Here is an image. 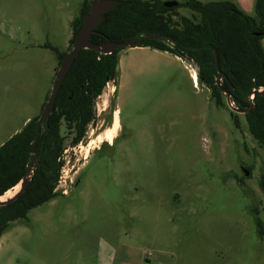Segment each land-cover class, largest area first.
<instances>
[{
	"label": "rangeland",
	"instance_id": "374dc122",
	"mask_svg": "<svg viewBox=\"0 0 264 264\" xmlns=\"http://www.w3.org/2000/svg\"><path fill=\"white\" fill-rule=\"evenodd\" d=\"M85 1L98 0H0V146L41 116L60 68L53 48L71 51ZM237 2L255 16L256 0ZM137 47L119 51L116 86L95 101L100 137L90 126L72 145L62 125L59 194L0 237V264H264V148L243 114L235 125L195 85L188 60ZM115 109L120 137L95 151Z\"/></svg>",
	"mask_w": 264,
	"mask_h": 264
},
{
	"label": "trees",
	"instance_id": "16d2710c",
	"mask_svg": "<svg viewBox=\"0 0 264 264\" xmlns=\"http://www.w3.org/2000/svg\"><path fill=\"white\" fill-rule=\"evenodd\" d=\"M118 1V6L107 12L94 29L91 42H124L135 38L143 39L141 47L178 57L187 54L198 68V85L207 88L211 98L220 104L225 95L216 84L219 76L216 50L220 69L226 76L221 82L222 89L230 92L239 108H251L250 94L264 88V0H256L255 16L247 15L237 0L207 3L187 0L172 8L165 7L161 0ZM90 5L85 1L80 15L73 20L71 44ZM180 8L190 10L192 16L181 15L177 12ZM150 32L166 39L148 37ZM53 50L58 53L61 65L66 54ZM120 50L109 55L95 50L81 51L62 83L48 123L38 126L40 117H34L0 146V197L20 183L35 158L33 176L25 192L13 203L0 206V237L16 222L29 223L31 210L58 196L56 188L64 166L63 122L69 129L77 128L71 142L77 145L94 117L95 99L110 81L117 82ZM254 104L245 118L250 134L264 148V96L256 93Z\"/></svg>",
	"mask_w": 264,
	"mask_h": 264
},
{
	"label": "water",
	"instance_id": "95a60500",
	"mask_svg": "<svg viewBox=\"0 0 264 264\" xmlns=\"http://www.w3.org/2000/svg\"><path fill=\"white\" fill-rule=\"evenodd\" d=\"M119 4L118 0H98L93 3H91L89 12L84 17V23L79 31V33L76 36L75 41L72 44L71 51L66 54V56L62 59L60 68L57 71L55 83L53 84L51 94L48 97V101L45 104L42 114L38 121V126H40L41 122L48 123L49 117L52 114L55 106V101L57 94L62 86L63 81L65 80L75 58L80 54L83 50H95L103 55H109L115 52L116 50L122 49V48H133L142 45L143 39H135L131 38L124 42H116V41H110L107 40L104 43L95 44L91 42V37L94 32V29L103 21L104 15L107 12H110L114 10ZM178 5V2H166L164 3V6L167 8L175 7ZM148 37L157 38L160 40L166 39V36L161 34H155L153 32H150ZM182 53V52H181ZM215 58H216V68L218 71V78L216 79L217 85L221 86V81L226 76L222 73L220 66H219V60H218V53L216 50H214ZM182 58L188 60L191 64V70L192 74L194 76V79L198 83V68L194 62V60L187 54H184L181 56ZM221 91L226 95L227 98V104L234 110L235 112L239 113H247L250 111V109L247 110H239L234 107L232 103V96L230 92L224 90L221 88ZM261 96H264V88L262 90H259L257 92ZM254 96V92L250 94V98ZM28 123V122H27ZM26 125V124H25ZM48 130H46L47 132ZM35 158H33L31 164L28 166V171L26 176L20 181V183L15 186L13 189H17L16 192H14L11 196L5 197L6 193L0 197V206H6L11 203H13L20 195H22L27 187L29 186V183L33 176V163ZM248 175V173H246ZM17 187V188H16ZM9 190L8 192H10Z\"/></svg>",
	"mask_w": 264,
	"mask_h": 264
},
{
	"label": "flooded vegetation",
	"instance_id": "af4514ba",
	"mask_svg": "<svg viewBox=\"0 0 264 264\" xmlns=\"http://www.w3.org/2000/svg\"><path fill=\"white\" fill-rule=\"evenodd\" d=\"M164 3V2H163ZM166 3V2H165ZM179 3L180 2H178V5H179ZM182 3V2H181ZM177 5V6H178ZM177 6H175V7H177ZM172 8V7H171ZM123 49V48H122ZM120 50V49H119ZM117 51V50H116ZM223 73V72H222ZM224 74V73H223ZM225 75V74H224ZM224 79V78H223ZM222 79V80H223ZM222 82V81H221ZM116 84V83H115ZM217 84V83H216ZM221 85V84H220ZM107 86V85H106ZM219 86V85H218ZM220 88H222L221 86H220ZM61 89V88H60ZM263 88H260L259 90H262ZM258 90V91H259ZM258 91H254V96L252 97V98H250V96H249V98H248V101H250V103H251V108L254 106L255 107V104H254V97H255V95H256V93L258 92ZM210 92V91H209ZM222 92V91H221ZM223 93V92H222ZM224 94V93H223ZM225 95V94H224ZM260 95V94H259ZM57 98V97H56ZM98 98V97H97ZM96 98V99H97ZM96 99H95V101H96ZM213 100H215V99H213ZM95 101H94V105H95ZM215 103H216V105L218 106V107H221V106H227L228 108H229V111H230V114H231V117H232V119H233V121H234V124L235 125H237L238 124V118H236V116L237 115H240V114H243L244 115V117H245V114H247V113H239V112H235L234 110H232V108L227 104V98H226V95H225V100L223 101V102H221L220 104H217V102H216V100H215ZM232 103H233V105H234V107L235 108H237V109H239V110H247V108L246 109H241V108H239L235 103H234V101H233V99H232ZM253 107V108H254ZM252 108V109H253ZM248 109H250V108H248ZM85 110H86V108H85ZM105 110V109H104ZM251 110V109H250ZM115 111H116V109H115ZM115 111H113L114 112V114H115ZM53 113V112H52ZM93 115H94V117H93V119H92V121H90V123H88V125H86V127H85V131H84V133H83V136H82V139H81V141L80 142H82L83 141V139L85 138V135H86V133H87V129H88V127H92V135H94L95 136V134L98 132V131H100L101 130V127H102V125L103 124H101V125H99V122L101 121V114L99 113V114H95V112H94V106H93ZM51 116V115H50ZM245 120H246V118H245ZM105 120H103V122H104ZM114 122H115V120H114ZM247 122V121H246ZM42 123V122H41ZM63 124H66L65 122H63ZM114 124V123H113ZM41 125V124H40ZM66 126H67V124H66ZM109 128H113V125H111ZM108 128V129H109ZM72 132L74 133V136L73 137H75V134H77V128L76 127H73L72 129ZM107 130V129H106ZM106 130H104V131H102V134H104L105 132H106ZM123 130V128L121 129V131ZM121 131H120V133H121ZM120 133H118V134H116V136H115V139H111L112 140V142H110L109 140H108V138H106V139H104L103 141H101V145L100 146H96V149H95V151H101V150H103L104 149V147H107V148H112V147H114V143H115V140L116 139H118L119 137H120ZM250 133V132H249ZM100 135H101V133H98V135H96L94 138H98V137H100ZM251 135V134H250ZM252 136V135H251ZM252 138H254L253 136H252ZM79 142V143H80ZM78 143V144H79ZM87 144H88V142H87ZM242 170L243 171H245V173H248V175L246 174V176H249V172L248 171H246V168L245 167H243L242 168ZM248 170V169H247ZM263 179H264V177H263ZM262 179V180H263ZM261 185V184H260ZM261 190H262V192H264V184H262L261 185ZM257 225H258V232H259V234L262 236H264V227H263V224H262V222L260 221V219H257ZM259 225H261V226H259Z\"/></svg>",
	"mask_w": 264,
	"mask_h": 264
},
{
	"label": "crops",
	"instance_id": "0c3cea01",
	"mask_svg": "<svg viewBox=\"0 0 264 264\" xmlns=\"http://www.w3.org/2000/svg\"><path fill=\"white\" fill-rule=\"evenodd\" d=\"M141 49V48H139V47H135V48H133V49ZM142 49H144V50H147V49H151V48H149V47H142ZM153 51H157V52H162V53H168V54H170L169 52H166V51H159V50H155V49H152ZM134 56V55H133ZM176 57V59H178V60H180V58L178 57V56H175ZM131 58H133V57H131ZM191 77H193V79H194V76H193V74L191 73ZM194 82H195V85H198V83L196 82V80L194 79ZM118 118L117 120H118V129H119V132L121 131V129H122V124H121V121H120V116H119V111L118 110H116L115 111V114H114V118ZM124 128V127H123ZM111 142H112V140H111Z\"/></svg>",
	"mask_w": 264,
	"mask_h": 264
},
{
	"label": "bare ground",
	"instance_id": "6f19581e",
	"mask_svg": "<svg viewBox=\"0 0 264 264\" xmlns=\"http://www.w3.org/2000/svg\"><path fill=\"white\" fill-rule=\"evenodd\" d=\"M118 118H116L115 117V122H114V124H113V128H109V129H107L106 130V132L104 133L105 134V137L106 138H108L109 140H111L112 139V137H113V133L114 132H116L117 131V129H118V120H117ZM17 188V187H16ZM8 193V192H7ZM6 193V194H7ZM6 196V195H5ZM4 197H2V199H3Z\"/></svg>",
	"mask_w": 264,
	"mask_h": 264
},
{
	"label": "built area",
	"instance_id": "2783aa9c",
	"mask_svg": "<svg viewBox=\"0 0 264 264\" xmlns=\"http://www.w3.org/2000/svg\"><path fill=\"white\" fill-rule=\"evenodd\" d=\"M62 177H60V180H61Z\"/></svg>",
	"mask_w": 264,
	"mask_h": 264
}]
</instances>
